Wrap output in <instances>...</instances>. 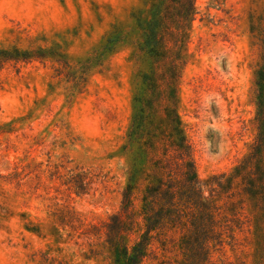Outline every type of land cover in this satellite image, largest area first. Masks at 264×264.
Listing matches in <instances>:
<instances>
[{
  "label": "rangeland",
  "instance_id": "obj_1",
  "mask_svg": "<svg viewBox=\"0 0 264 264\" xmlns=\"http://www.w3.org/2000/svg\"><path fill=\"white\" fill-rule=\"evenodd\" d=\"M144 0H0V47L61 45L71 61L99 47L113 25L133 30ZM181 72L178 114L200 179L229 172L254 137L253 27L264 0H196ZM133 34L69 96L49 59L0 67V264H111L101 239L82 233L120 206L133 153L124 149L133 111ZM90 170L86 192L64 184ZM21 173L16 185L9 177ZM60 221L73 223L74 228ZM136 233L129 237L132 241ZM246 226L214 264H264ZM178 251L154 241L141 264H176Z\"/></svg>",
  "mask_w": 264,
  "mask_h": 264
},
{
  "label": "trees",
  "instance_id": "obj_2",
  "mask_svg": "<svg viewBox=\"0 0 264 264\" xmlns=\"http://www.w3.org/2000/svg\"><path fill=\"white\" fill-rule=\"evenodd\" d=\"M197 14L196 0H144L133 11V30L113 25L103 43L83 59L71 61L55 41L27 48L0 47V67L49 59L69 96L80 93L88 73L133 34L136 80L133 111L124 149L133 153L119 208L82 229L101 239L111 264H141L154 241L178 251L176 264H214L212 255L233 245L244 226L256 245L264 239V14L253 36L258 60L254 69L255 130L248 151L229 172L200 179L192 146L178 114L181 72ZM90 170H70L64 184L86 192ZM21 173L9 180L20 185ZM74 228L73 223L60 221ZM136 233L132 241L129 237Z\"/></svg>",
  "mask_w": 264,
  "mask_h": 264
}]
</instances>
